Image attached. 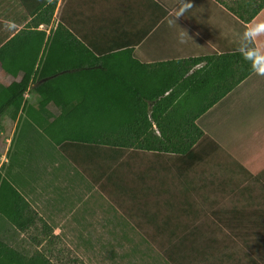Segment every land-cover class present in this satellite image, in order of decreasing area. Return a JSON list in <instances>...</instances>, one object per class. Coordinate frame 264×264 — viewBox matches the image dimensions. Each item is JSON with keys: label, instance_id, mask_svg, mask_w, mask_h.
<instances>
[{"label": "rangeland", "instance_id": "rangeland-1", "mask_svg": "<svg viewBox=\"0 0 264 264\" xmlns=\"http://www.w3.org/2000/svg\"><path fill=\"white\" fill-rule=\"evenodd\" d=\"M69 2L64 1V9ZM227 4L235 5V2L227 0ZM59 19L57 15L55 20ZM9 81L8 78L2 82L1 88L5 89ZM262 113L260 108L255 109L253 116L241 113L237 122L243 128L252 127V122L264 126ZM240 122H246L247 127ZM7 123L8 115H3L0 126L5 135H0V152L5 149L6 135L11 130V122ZM220 130L223 132L224 127ZM245 134L239 131L240 137ZM37 138L41 142L38 148H43L41 154L49 153L50 147H44L42 134ZM198 147L195 152L203 159L190 165L176 155L157 156L124 149L120 163L115 159L108 162L112 169L116 167V173L110 180H101L105 190L95 187L91 190L87 167L79 165L80 162L73 164L77 172L67 165L62 170L64 177L60 184L70 188L76 197L68 200L65 216L49 220L45 216V203L33 202V210H38L44 218L39 219L37 212L36 221L27 229L18 230L10 244L26 250L28 256H44L53 264H174L163 252L169 243L174 244L177 264H264V179L259 177L264 170L260 174L241 171L234 161L220 154L206 155ZM13 150V160L6 168L10 166L9 173L27 196L31 194L35 176L41 178L43 172L57 171L53 168L56 164L51 167L50 158L43 159V155L39 160H31L29 126L20 128ZM2 163L6 160L2 159ZM143 172L148 177L145 188L144 182L138 180ZM36 180L41 182L39 178ZM120 188L136 193L134 198L122 195ZM126 209L137 212V221L126 218L131 213ZM29 210V207L25 210V217L31 216ZM165 221L169 225L163 226ZM186 227L192 235L187 234L188 243L181 246L182 252L177 241L185 234L182 230ZM170 231L177 235L171 238Z\"/></svg>", "mask_w": 264, "mask_h": 264}, {"label": "crops", "instance_id": "crops-1", "mask_svg": "<svg viewBox=\"0 0 264 264\" xmlns=\"http://www.w3.org/2000/svg\"><path fill=\"white\" fill-rule=\"evenodd\" d=\"M47 1L50 3L54 0ZM56 1L53 22L49 26L40 25L39 30H45L49 34L60 21L89 50L97 54L132 52L135 59L133 61L139 64H133L128 54H124L121 61L131 71V74H127L134 76L138 71L149 84L155 81V77L167 79L179 76L175 86L179 90L176 102L184 100L186 105L182 111L178 107L179 112L188 116L192 113L196 100L198 103L195 108L197 107L199 117L195 124L204 132L201 139L204 145L199 146L198 150L206 155H223L232 163L234 161L241 171L260 174L264 170V166L259 167V164H264V126H255L252 122V127L248 128L246 122H240L247 127L243 128L237 122L241 113L253 116L256 108H260L264 114V31L250 41L243 40L248 29L264 25V0H234L235 5L227 4V0H68L70 4L65 9V0ZM57 15H60L58 21L55 20ZM30 20L28 0H0V49L24 29ZM242 52L249 59H245ZM228 57L230 64L227 66ZM195 59L200 61H192ZM184 67L187 69L186 73ZM228 67L230 68L227 69ZM250 67L256 69L246 73ZM213 71L219 72L220 80L217 82L214 79L211 82ZM8 78L9 83L14 80L3 72L0 62V84L8 81ZM208 82L212 84L206 86ZM234 83L237 84L234 86ZM35 87L37 85H32V88ZM169 94L170 91L165 97ZM218 95L219 100L203 111L207 100ZM31 99L37 102L39 96L31 92ZM153 105L154 103H149L150 111ZM45 114L43 117L48 124L44 127L62 119L61 109L52 105L47 106ZM229 126L233 128L230 129ZM15 127L14 122L9 135H6L5 149L2 152L5 164L10 162L5 155L11 145ZM222 127L223 132L220 130ZM153 128L156 135L161 137L159 129L155 125ZM239 131L249 134L240 137ZM0 135H5V131L2 130ZM48 143L46 139L43 142L44 147H50V152L45 155L41 154L43 148L32 147L31 160L50 158V166L56 164L53 168L57 171L53 169L51 171L54 173L43 172L41 178L35 176L28 196L23 187L14 183L27 202L31 199L28 204L31 203L29 211L32 222L38 218V210L35 212L32 208L33 202L37 205L39 201L44 202L45 216L49 220H56L57 217L65 216L68 200L76 197L70 188L60 184L64 177L62 170L67 165L72 166V171L76 169L73 164L78 160H74L73 156L75 159L81 158L76 146L72 144L70 148L63 149ZM38 178L41 182H37ZM88 182L91 183V190L93 187L100 188L99 183H93L92 179H88ZM39 216V219L44 218L40 213Z\"/></svg>", "mask_w": 264, "mask_h": 264}, {"label": "trees", "instance_id": "trees-1", "mask_svg": "<svg viewBox=\"0 0 264 264\" xmlns=\"http://www.w3.org/2000/svg\"><path fill=\"white\" fill-rule=\"evenodd\" d=\"M28 1L31 4V20L0 49L3 72L14 79L5 89L0 88V119L7 114V124L11 122L10 127L14 122L17 124L8 152L4 153L9 161L13 160V148L18 142L20 128L28 126L31 127V148H38L40 140L37 136L40 134L52 146L66 149L74 144L81 156L80 159L73 156L74 160L87 167L90 179L99 183L100 188H103L101 180H110L114 176L116 167L112 169V165H108L109 160H119L117 163H120L124 149L180 155L187 165L203 159L195 152L204 136L195 124L199 117L195 108L198 103L196 100L197 104L188 116L179 112L180 108L182 111L186 107L184 100L176 102L179 90L175 86L179 76L167 79L155 77V81L149 84L140 72L133 76L124 67L121 61L123 55L127 53L133 61L132 52L97 54L60 21L49 34L39 30L40 25L49 26L53 22L57 1ZM230 57L225 59L227 66ZM133 64L139 63L133 61ZM254 69L250 67L246 73ZM213 79L216 82L220 80L219 72L213 71L211 82ZM32 85L37 87L32 88ZM169 91V96L165 97ZM31 92L39 96L37 102L31 99ZM218 100L219 95L207 100L203 111ZM149 103H154L151 111ZM49 105L61 109L62 119L45 128L48 123L43 116ZM154 125L161 137L156 135ZM2 130L0 126V133ZM2 157L0 152V161ZM9 168L7 170L5 163L0 165V264H53L44 256H28L26 250H19L10 244L18 230L27 229L33 222L30 216L25 217L29 204L15 188ZM146 176L147 172L138 176V180L144 182V188ZM259 177L264 179V172ZM119 191L133 198L136 194L121 188ZM138 210L143 217L141 208ZM127 211L131 213L126 218L137 221V212ZM167 225L165 221L163 226ZM182 231L185 234L177 241L180 250L184 243H188V235H192L188 227ZM176 235V232L170 231L171 238ZM163 252L169 261L177 264L174 244L169 243Z\"/></svg>", "mask_w": 264, "mask_h": 264}, {"label": "clouds", "instance_id": "clouds-1", "mask_svg": "<svg viewBox=\"0 0 264 264\" xmlns=\"http://www.w3.org/2000/svg\"><path fill=\"white\" fill-rule=\"evenodd\" d=\"M261 31H264V25H258L256 26V28L248 29L244 34L243 40L250 41L254 38L255 35H258ZM242 46L244 47V45ZM242 54L245 55V59H249V57L244 52H242Z\"/></svg>", "mask_w": 264, "mask_h": 264}]
</instances>
